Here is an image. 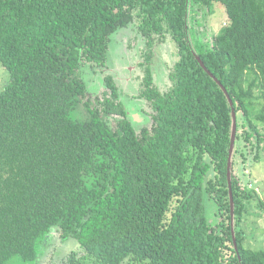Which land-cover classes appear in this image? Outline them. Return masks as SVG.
Instances as JSON below:
<instances>
[{"label":"trees","instance_id":"16d2710c","mask_svg":"<svg viewBox=\"0 0 264 264\" xmlns=\"http://www.w3.org/2000/svg\"><path fill=\"white\" fill-rule=\"evenodd\" d=\"M216 2L226 24L208 38L200 19ZM186 5L0 0V64L9 73L0 90V264L35 263L54 231L80 246L63 264H264V249L244 245L240 224L254 190L235 173L264 150V0H190L188 12ZM130 23L145 39L137 96L151 109V126L140 129L111 73L94 99L83 74L107 67L110 36ZM167 35L178 58L162 92L149 62ZM193 50L236 112L237 248L227 181L231 107ZM207 194L218 206L216 225Z\"/></svg>","mask_w":264,"mask_h":264},{"label":"rangeland","instance_id":"374dc122","mask_svg":"<svg viewBox=\"0 0 264 264\" xmlns=\"http://www.w3.org/2000/svg\"><path fill=\"white\" fill-rule=\"evenodd\" d=\"M201 18V17H200ZM226 18L224 4L216 2L211 12L204 19H200L205 27V34L211 38L223 25ZM145 39L137 33L135 24L130 23L110 36L107 67L85 68L83 74L87 83V97L102 98L106 90L102 79L106 73H111L122 94L130 117L136 123V128L151 126L150 107L144 99L136 97L142 84L144 75L143 50ZM178 58L176 46L169 35L165 39L156 41L154 53L149 62L154 81L160 91H167L171 85L169 72ZM9 73L0 64V90L7 84ZM84 116L83 107L77 113ZM75 116L74 114L72 115ZM258 160L240 163L235 173L241 178V184L248 191L254 190L250 199L246 201V212L240 224L244 235V245L251 249H264V150L260 151ZM261 200V204H259ZM207 217L211 225L220 221L218 206L210 194L205 198ZM79 243L74 238L64 239L59 232H53L43 239L39 246V259L35 263L12 261L10 264H63L65 258L72 250L79 249Z\"/></svg>","mask_w":264,"mask_h":264},{"label":"water","instance_id":"95a60500","mask_svg":"<svg viewBox=\"0 0 264 264\" xmlns=\"http://www.w3.org/2000/svg\"><path fill=\"white\" fill-rule=\"evenodd\" d=\"M189 1L186 0L187 5V12L189 9ZM187 18V17H186ZM187 29V26H186ZM193 54L195 55L196 59L198 60L199 64L202 66V68L218 83V85L222 88L224 91L229 105L231 107V117H232V129H231V138H230V145H229V155L227 160V181H228V190H229V202H230V218H231V231H232V238L234 247L237 248V241L235 236V230H234V199H233V192H232V183H231V175H232V155L234 150V144H235V136H236V129H237V118H236V112L234 109L233 102L226 90V88L221 84V82L207 69L203 61L200 59V57L197 55V53L193 50Z\"/></svg>","mask_w":264,"mask_h":264},{"label":"flooded vegetation","instance_id":"af4514ba","mask_svg":"<svg viewBox=\"0 0 264 264\" xmlns=\"http://www.w3.org/2000/svg\"><path fill=\"white\" fill-rule=\"evenodd\" d=\"M151 67V66H150ZM151 70H152V68H151ZM152 74H153V70H152ZM144 76V75H143ZM143 78V77H142ZM153 79H154V76H153ZM117 83V82H116ZM154 83H155V81H154ZM118 85V84H117ZM155 85H156V83H155ZM157 86V85H156ZM119 87V86H118ZM158 87V86H157ZM138 97V96H137ZM139 98V97H138Z\"/></svg>","mask_w":264,"mask_h":264},{"label":"built area","instance_id":"2783aa9c","mask_svg":"<svg viewBox=\"0 0 264 264\" xmlns=\"http://www.w3.org/2000/svg\"><path fill=\"white\" fill-rule=\"evenodd\" d=\"M226 24V21H223V25H225Z\"/></svg>","mask_w":264,"mask_h":264}]
</instances>
